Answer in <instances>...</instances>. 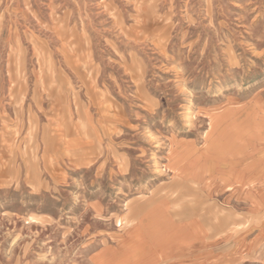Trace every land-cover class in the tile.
<instances>
[{"label": "rangeland", "instance_id": "obj_1", "mask_svg": "<svg viewBox=\"0 0 264 264\" xmlns=\"http://www.w3.org/2000/svg\"><path fill=\"white\" fill-rule=\"evenodd\" d=\"M199 158L264 177V0H0V264H90Z\"/></svg>", "mask_w": 264, "mask_h": 264}, {"label": "crops", "instance_id": "obj_2", "mask_svg": "<svg viewBox=\"0 0 264 264\" xmlns=\"http://www.w3.org/2000/svg\"><path fill=\"white\" fill-rule=\"evenodd\" d=\"M168 171L173 193L151 200L97 246L90 264H264L261 173L249 182L225 181V172L208 158Z\"/></svg>", "mask_w": 264, "mask_h": 264}]
</instances>
